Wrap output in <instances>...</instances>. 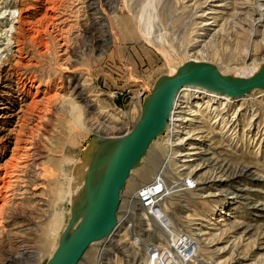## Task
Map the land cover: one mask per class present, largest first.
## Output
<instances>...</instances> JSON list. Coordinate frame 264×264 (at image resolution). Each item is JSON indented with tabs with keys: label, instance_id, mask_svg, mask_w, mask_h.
I'll use <instances>...</instances> for the list:
<instances>
[{
	"label": "rangeland",
	"instance_id": "1",
	"mask_svg": "<svg viewBox=\"0 0 264 264\" xmlns=\"http://www.w3.org/2000/svg\"><path fill=\"white\" fill-rule=\"evenodd\" d=\"M2 1L13 27L19 12L42 40L32 43L27 26L18 31L17 71L33 80L29 95L18 76L7 79L8 66L0 72V264L47 263L75 207L82 164L103 138L136 124L158 78L191 60L232 77L264 63V0ZM213 95L178 101L126 182L117 228L78 264H163L178 233L194 243L187 264H264V89L228 101ZM68 101L80 109L76 120ZM158 172L187 186L159 203L167 230L135 202L126 212L128 196ZM23 252L30 260L18 258Z\"/></svg>",
	"mask_w": 264,
	"mask_h": 264
},
{
	"label": "water",
	"instance_id": "2",
	"mask_svg": "<svg viewBox=\"0 0 264 264\" xmlns=\"http://www.w3.org/2000/svg\"><path fill=\"white\" fill-rule=\"evenodd\" d=\"M185 86L240 98L264 89V63L251 77L222 75L215 65L188 61L173 75L158 78L143 99L136 124L126 133L103 139L91 155L81 200L46 264H78L92 243L112 235L118 226L121 194L132 170L167 126L177 93Z\"/></svg>",
	"mask_w": 264,
	"mask_h": 264
},
{
	"label": "bare ground",
	"instance_id": "3",
	"mask_svg": "<svg viewBox=\"0 0 264 264\" xmlns=\"http://www.w3.org/2000/svg\"><path fill=\"white\" fill-rule=\"evenodd\" d=\"M54 1V0H53ZM37 2L38 3H40V5H43V8H44V6L46 5V6H48V4L47 3H49V0H37ZM42 2H44V3H42ZM50 3H52V2H50ZM49 3V4H50ZM1 5H3V1L2 0H0V24L2 23H6V22H8V27H9V29H6V30H4L3 31V33H0V72H2V71H4L5 70V67L6 66H8V70H6V74H5V76L7 77V79H9V77H12V76H18V78H17V87H18V90H19V92H20V94L21 95H23V96H26L29 92L27 91V88H26V86H27V84L28 83H30V82H33V80H31V79H26L24 76H22V74L21 73H19L18 71H17V68L18 67H21L22 66V58L20 57L21 55H20V53L22 52V49H23V46L21 47V45H23V43H22V41H21V36H19V33H18V31H20V29H21V27L22 26H27L26 28H27V30H24V31H26V32H28V33H30L31 34V32H33V34H32V36H29V37H31L30 38V40H31V42L32 43H34V42H40L41 40H42V37H41V34H40V32L37 30V29H35L34 27H32L29 23H27V22H24L23 21V18H21V16L19 15V12H18V15H17V24H18V26L17 27H13L11 24H12V15H11V12H8L7 14H6V11H5V7H1ZM45 6V7H46ZM112 6V5H111ZM54 7H56V6H54ZM54 7H50V8H46L45 9V14H44V16L43 17H45L47 14H49L50 13V11H54L53 10V8ZM112 8V7H111ZM114 8V7H113ZM87 9V8H86ZM23 10V9H22ZM149 17V16H148ZM26 19V18H25ZM50 19V18H49ZM53 20H55V19H53ZM148 21V20H147ZM39 22V21H38ZM116 23H118L117 21H115L114 19H110L109 20V24H110V28H113L112 30H114V33H116L115 32V28L113 27V26H115L116 25ZM38 24V23H37ZM10 27L14 30V31H12V33H13V35L11 34V35H7L9 32H10ZM37 27V26H36ZM100 31H102L101 30V27H100V25H99V28H98ZM22 30V29H21ZM20 32H22V31H20ZM99 32V31H98ZM23 33V32H22ZM21 34V33H20ZM24 34V33H23ZM101 34V33H100ZM104 34V33H103ZM26 35V34H25ZM113 35V34H112ZM25 37V36H24ZM28 37V36H27ZM41 37V38H40ZM113 37H114V39L115 40H117V37L115 36V35H113ZM25 40V39H24ZM101 42L104 44V39L102 38L101 39ZM42 43H43V41H42ZM40 44V43H39ZM13 45H15L16 47H17V50L15 51L16 53H18L19 55H15V54H12L11 53V49H12V46ZM25 45V44H24ZM33 45V44H32ZM4 53H6L7 54V57H4L3 56V54ZM16 58H18V60L13 64L12 62L14 61V59H16ZM253 68V67H252ZM260 69V68H259ZM258 69V70H259ZM218 70V69H217ZM257 70V71H258ZM256 71V72H257ZM255 72V73H256ZM223 75V74H222ZM253 74H251L249 71L244 75V77L243 78H248V77H251ZM1 77L2 76H0V79H1ZM232 77V76H231ZM31 78V77H30ZM33 79H35L36 80V77L34 76V77H32ZM263 90V89H262ZM191 93H193V94H195V93H199V94H205V95H207V93H211V94H216V95H213L212 97H215V96H217V97H219L218 99H221V100H223V101H228L229 100V97L230 96H228V95H225V94H220V93H216V92H212V91H209V90H206V89H204V88H201V87H198V86H185L184 88H182L178 93H177V95H176V97H175V99H174V103H173V107H172V109H173V111L171 110V112H172V115H174V111H175V109H176V107H177V105H178V101L180 100L181 101V98L183 97V96H185V95H187V94H191ZM29 95V94H28ZM223 96V97H222ZM230 98H232L233 99V97H230ZM72 100V99H71ZM184 103V102H183ZM68 105H69V107L71 108V111H73L74 112V120H76L77 118H78V116H79V108L75 105V103H73L72 101H68V103H67ZM34 104H32V106H33ZM34 109V108H33ZM79 109V110H78ZM84 111V110H83ZM171 114V113H170ZM171 118H172V116L170 117L169 116V119L171 120ZM168 119V120H169ZM167 127V126H166ZM97 130H99V129H97ZM96 130V131H97ZM19 133V132H18ZM159 137V136H158ZM104 139V138H103ZM102 139V140H103ZM100 140V139H99ZM177 145V144H176ZM91 159V158H90ZM89 165H90V160H89V162H87V163H84V164H82V168H81V166H80V168H81V170H80V173L79 174H77L78 175V177H76V179H74V182H76V183H78V185H77V194L75 195V193H74V191H76V189L75 188H73V192L71 193L72 194V197H71V203H73L74 205H76L75 203V201L76 200H78V198H79V196H80V194H81V197H82V193H83V187H84V182H85V177L86 176H84L85 174L84 173H82V171L84 170V169H86L87 167L89 168ZM87 168V169H88ZM5 170V169H4ZM158 173H161L162 174V172H158ZM157 173V174H158ZM156 174V175H157ZM145 175V174H144ZM155 175V176H156ZM180 180H182V179H180ZM146 184V183H145ZM176 185H179L178 183L176 184ZM141 187V186H140ZM139 189V188H138ZM167 190H170V188L169 189H167ZM169 194H170V192H169ZM75 195V196H74ZM80 197V198H81ZM165 198H167V197H165ZM81 200V199H80ZM73 206V205H72ZM71 206V207H72ZM146 213V212H145ZM161 213H162V215H164V218H159L158 219V222L161 224V225H163L164 226V228H165V230H167L168 228H171V226L172 225H170V221H169V219H168V217H167V215L165 214V212L164 211H161ZM147 214V213H146ZM148 215V214H147ZM149 217H151V218H156L154 215H148ZM70 219V218H69ZM169 232V231H168ZM170 233V232H169ZM171 234V233H170ZM172 236V235H171ZM173 239V238H172ZM95 243H97V242H95ZM95 243H92V244H95ZM170 247V246H169ZM56 250V249H55ZM170 252H172L171 251V249L169 248V251H168V253H170ZM189 258H190V260H192V258L194 257V252H193V254L192 253H189ZM24 256H26V259L27 260H30V258H29V256H27V254L25 253V252H23V253H20V255L18 254V258L20 259H22V257H24ZM16 257H17V255H16ZM11 258V257H10ZM10 258H7V260H6V264H16L15 263V261L17 262V260H16V258H11L12 260H10ZM173 258H175V256H173ZM19 261H21V260H19ZM33 261V260H32ZM163 264H174L172 261H170L168 258H165V257H163ZM30 262V261H29ZM20 263V262H19ZM18 263V264H19ZM25 264V263H24ZM28 264V263H27ZM175 264H178L177 262H175Z\"/></svg>",
	"mask_w": 264,
	"mask_h": 264
},
{
	"label": "built area",
	"instance_id": "4",
	"mask_svg": "<svg viewBox=\"0 0 264 264\" xmlns=\"http://www.w3.org/2000/svg\"><path fill=\"white\" fill-rule=\"evenodd\" d=\"M185 187H187L186 184L176 185L172 182L169 183L163 174L158 173L151 181L141 185L132 195L128 196V208L126 212L130 213L132 208L131 205L135 202L139 210H143L149 215H154L158 219L164 218V215H162L159 209V203L165 199V197L174 193V191L180 188L185 189ZM169 188L170 190H167ZM125 215H127V213ZM170 238L169 248L172 252L168 253L169 250L165 251L162 258H168L170 261L174 259V262L172 261L174 264L175 262L178 264H187L188 261H190L189 253L193 254L194 252L193 241L184 233L176 234L174 237L175 239L172 236H170ZM173 256H175V258H173Z\"/></svg>",
	"mask_w": 264,
	"mask_h": 264
}]
</instances>
